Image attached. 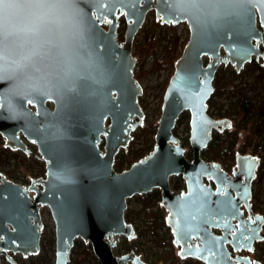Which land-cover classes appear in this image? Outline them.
<instances>
[{"label":"water","instance_id":"obj_1","mask_svg":"<svg viewBox=\"0 0 264 264\" xmlns=\"http://www.w3.org/2000/svg\"><path fill=\"white\" fill-rule=\"evenodd\" d=\"M174 4L81 0L89 26L88 67L82 78L59 95L10 97L22 115H13L7 104L0 109L5 147L29 155L31 146L23 135L37 145L46 164L45 175H33L29 186L10 179L1 168L0 264L2 256L18 264L9 252L24 257L39 253L45 220L40 206L46 205L56 226V264H68L78 238L91 244L101 264H149L132 248L114 253V236H136L135 225L125 219L127 201L155 189L161 191L180 259L262 264L259 257L240 255L254 252L256 242L264 239V212L255 213L252 207L261 158L237 151L229 173L201 154L215 131L233 127L231 119L208 113L220 64L229 62L239 73L253 58L264 61V0H227L225 11L207 25L180 15ZM151 10L162 24L186 22L190 36L164 93L154 149L118 172L116 156L129 147L133 130L145 123L139 102L143 83L135 77L133 52ZM121 15L127 28L119 42ZM5 87L0 83V94ZM184 111L190 113L191 160L174 134ZM179 175L186 186L180 193L170 184Z\"/></svg>","mask_w":264,"mask_h":264},{"label":"clouds","instance_id":"obj_2","mask_svg":"<svg viewBox=\"0 0 264 264\" xmlns=\"http://www.w3.org/2000/svg\"><path fill=\"white\" fill-rule=\"evenodd\" d=\"M175 10L212 24L227 0H175ZM89 26L81 0H0V109L10 97L55 96L71 90L88 67ZM10 82V83H9Z\"/></svg>","mask_w":264,"mask_h":264},{"label":"trees","instance_id":"obj_3","mask_svg":"<svg viewBox=\"0 0 264 264\" xmlns=\"http://www.w3.org/2000/svg\"><path fill=\"white\" fill-rule=\"evenodd\" d=\"M158 24V21H155ZM173 31L167 42L163 45V55L158 56L156 54L157 47L161 46L160 41L154 38L152 35H146L144 40L134 45V56L138 60L153 56L152 67L150 71L160 72L162 70L169 71L170 77L174 73L175 64L181 57L185 42H181V37L176 34L174 25L169 26ZM123 36V35H122ZM256 64V63H255ZM259 74L257 80H264V65L256 64ZM145 69L144 63L138 66V71H135V77L140 81L143 77L150 72ZM170 77L163 83L162 86V102L165 90L169 83ZM235 88L239 91V97L234 103L228 105L226 109L217 107L216 97L224 93L226 90ZM139 102L142 107L145 105V99L143 96L139 97ZM208 113L214 118H229L233 121V127L225 130L224 132L215 131L212 134V139L207 148L202 151V157L208 162H218L221 166L231 173L236 166V153L237 147L240 144L239 151L243 154L251 153L261 158V163L257 170L256 178L258 180H264V96L258 104H252L244 89H239L238 85L230 86L229 83L225 84L222 76L216 74L214 80V92L208 100ZM162 114V105L160 106V115L154 122H146L141 126L140 134L145 137L144 145L135 149L134 143L128 149H122L123 153L120 156H116L114 168L121 172L129 168L134 162L142 159L149 154L155 146V135L159 126V119ZM186 122L188 128L190 126V113L184 111L177 123ZM174 134L176 130L174 129ZM190 138V137H189ZM0 149L10 152L11 149L5 147L2 137H0ZM190 141H186L183 145H189ZM104 144L101 145L103 147ZM187 158L190 160L193 158L192 150L186 153ZM2 162V160H0ZM4 163V162H3ZM34 167L30 157L26 156L23 160L16 163V167L13 170L7 172L10 179H16V172L21 170L26 174H33ZM46 173V169L36 171L37 176H43ZM172 189L176 192L185 190V181L182 175H179L176 181L171 185ZM142 204V211L126 210L125 219L128 223L133 224L136 218L141 215L144 217V224L146 226L139 229V232L147 227V230H151L155 238L161 241L164 245L162 253L157 254L153 262L149 264H193L191 260L180 259L178 255L179 248L173 243V236L170 228H166V215L167 212L162 205V196L159 189L153 190L151 193L139 195ZM255 198L253 195L252 199ZM156 207V211L152 208ZM253 211L255 213H261V209L253 205ZM161 227L166 228V236L163 235L160 230ZM137 254L141 251L139 247L132 246ZM131 250V251H132ZM142 252V251H141ZM87 255L90 252H84Z\"/></svg>","mask_w":264,"mask_h":264},{"label":"rangeland","instance_id":"obj_4","mask_svg":"<svg viewBox=\"0 0 264 264\" xmlns=\"http://www.w3.org/2000/svg\"><path fill=\"white\" fill-rule=\"evenodd\" d=\"M120 25L119 30L121 34L124 35L126 31V21L125 16L121 15L119 17ZM155 11L151 10L146 16V20L137 33L135 37V43H139L144 40L145 36L152 35L155 39L160 41L161 46L157 47L156 54L158 56H162L163 45L167 42V40L173 36L172 29L169 28L170 25L174 24H162L159 20L158 24L155 23L156 21ZM176 34L181 37V42H185V45L189 39L190 31L189 27L186 22H180L174 25ZM124 37V36H123ZM264 47V46H263ZM134 53V52H133ZM254 59V58H253ZM153 56H150L146 59H138L136 62L135 71H138V66L141 63H144V67L146 70L150 71L152 67ZM257 63L261 64L262 60L258 61ZM256 63V64H257ZM255 62H249L245 65V67L237 73L235 71L234 66L227 62L221 63L217 69L216 74L222 76L223 81L225 84L229 83L230 86L238 85L239 89H244L247 92V95L250 99L252 104H258L263 96H264V80L259 81L257 80V76L259 74V70L257 69ZM173 75V74H172ZM170 77L169 71L162 70L160 72H153L150 71L148 75L141 79L143 83V94L142 96L145 99V105L143 108L145 114V123L146 122H155L160 115V106L162 105V86L163 83ZM170 80V79H169ZM239 91H236L235 88H231L226 90L224 93L216 97L217 107L226 109L229 104L234 103L239 97ZM144 123V124H145ZM141 126L137 129L133 130L132 132V140L129 144V147L134 143L135 149L140 148L144 145L145 137L140 134ZM176 136L180 139L181 143L184 144L186 141L190 140V126L186 122L177 123L176 127ZM0 137H2L0 135ZM22 137L30 144V153L27 155L26 153L17 150L6 152L0 149V179L3 177L1 168L8 172L10 170L15 169L16 163L23 160L24 157H30L32 162V167L34 170L33 174H26L21 170L16 172L18 180H20L25 186H29L31 183V179L36 171L46 169L45 161L40 157V153L38 151V147L35 143L28 141L23 135ZM3 141L4 138L2 137ZM1 141V140H0ZM128 147V148H129ZM186 152L188 153L189 150H192L191 145H184ZM240 144L237 147L239 151ZM127 148V149H128ZM124 150V149H123ZM121 150L118 154L120 156L123 153ZM4 162V163H3ZM45 175V174H44ZM178 176H172L170 178V184L172 185ZM253 195L255 198L252 199L253 205L258 206L261 211L264 212V180H258L257 178L253 182ZM127 211H142V204L139 198V195H135L128 199L127 201ZM252 205V206H253ZM43 216H44V223L42 229V235L40 239V251L36 255H29L24 257L21 253L14 254L13 252H9L14 260L18 264H56V232H55V222L53 220L51 211L49 207L40 206ZM152 210L156 211V207L152 208ZM144 217L141 215L138 216L133 223L136 227V236L133 239H128L122 235H115L114 240L116 242V246L114 247L113 252H120L127 249H131L132 246H137L142 251L139 254L148 262H153L156 258L157 254H160L164 250V245L161 241L157 240L152 233L151 230H147L145 227L142 232H139V229L146 226L144 224ZM168 228V226L166 227ZM166 228L161 227L160 232L166 236ZM264 236V228L262 232ZM90 252L88 255L84 252ZM248 255L252 259H259L262 261L261 263L264 264V239L261 242H256L255 251L252 253L248 252ZM193 264H204L203 262L195 259H191ZM2 261L4 264H11L5 256H2ZM68 264H101L100 260L96 257L93 252L92 246L90 243H85L82 239L78 238L75 240L74 246L71 249L70 253V260Z\"/></svg>","mask_w":264,"mask_h":264},{"label":"flooded vegetation","instance_id":"obj_5","mask_svg":"<svg viewBox=\"0 0 264 264\" xmlns=\"http://www.w3.org/2000/svg\"><path fill=\"white\" fill-rule=\"evenodd\" d=\"M119 19H120V18H119ZM119 21H120V20H119ZM125 21H126V20H125ZM104 27H105V26H104ZM105 28L107 29L108 26H106ZM126 28H127V22H126ZM122 35H123V34H122ZM122 35H119V32H118V41H119V36H122ZM124 35H125V33H124ZM124 35H123V36H124ZM123 36H122V37H123ZM123 41H124V40H123ZM119 42H120V41H119ZM121 42H122V41H121ZM263 46H264V41H263V43H260V48H261V50L264 51ZM260 60H262V59H259V60H258V59H255V58H254L251 62L254 61L255 63H257V62L260 61ZM261 65H264V61H263V60H262ZM178 193H180V192H178ZM240 253H241L240 255H248V251H244V250H243V251L240 252ZM249 253H250V252H249Z\"/></svg>","mask_w":264,"mask_h":264}]
</instances>
